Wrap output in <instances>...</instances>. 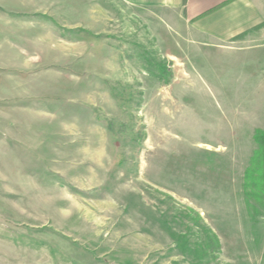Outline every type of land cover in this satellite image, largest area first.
Returning <instances> with one entry per match:
<instances>
[{"label":"rangeland","instance_id":"obj_1","mask_svg":"<svg viewBox=\"0 0 264 264\" xmlns=\"http://www.w3.org/2000/svg\"><path fill=\"white\" fill-rule=\"evenodd\" d=\"M2 10L0 264H206L202 224L208 264H261L264 208L242 184L264 46L190 43L120 0ZM148 60H169V83Z\"/></svg>","mask_w":264,"mask_h":264},{"label":"crops","instance_id":"obj_2","mask_svg":"<svg viewBox=\"0 0 264 264\" xmlns=\"http://www.w3.org/2000/svg\"><path fill=\"white\" fill-rule=\"evenodd\" d=\"M3 1L8 0H1V2ZM120 1L137 10L145 11L146 18L149 21L153 22L154 17L157 21L166 19V25L171 32L190 43L202 41V44L211 43L222 48L229 47L233 50L254 49L264 46V24H262L264 22V0ZM219 4L222 5L210 10ZM32 11L41 13L42 10L38 8V10ZM4 12V10L0 11V16ZM11 14L15 16L14 13ZM77 27L76 24L73 28L77 30ZM151 33L153 36H158L157 32L152 31ZM242 33L244 34L238 36ZM92 35L95 36V34ZM77 41L78 37H76ZM224 43L229 44L225 45ZM170 55L175 56L174 54H168V56ZM252 129L255 130L256 128ZM14 139L10 135H0V143H11ZM208 146L206 145V148Z\"/></svg>","mask_w":264,"mask_h":264},{"label":"trees","instance_id":"obj_3","mask_svg":"<svg viewBox=\"0 0 264 264\" xmlns=\"http://www.w3.org/2000/svg\"><path fill=\"white\" fill-rule=\"evenodd\" d=\"M185 2V0H183ZM222 4L217 5L216 7L211 8L213 10ZM264 24V22L262 23ZM244 33L238 35L241 36ZM152 60V59H151ZM151 60H148L149 63L146 67L149 74L158 78L159 80H163L164 83H169L170 78H172V74L170 71L169 60L165 61H155L160 62L159 65H150ZM154 62V61H153ZM141 136L144 137V134L141 133ZM253 138L257 144V148L249 160V165L246 167L243 175V196L245 200V204L249 210L264 208V129H258L253 134ZM199 218L200 215L198 214ZM203 234L205 235L204 239H202V260L206 259V264L210 262L212 258L209 255H213L211 257L215 258V252H218L220 247L217 236L212 232V230L206 225L202 224ZM202 234V235H203ZM214 252V253H213ZM261 264H264V250Z\"/></svg>","mask_w":264,"mask_h":264}]
</instances>
